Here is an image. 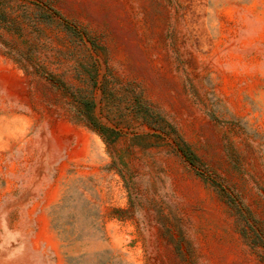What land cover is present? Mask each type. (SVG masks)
Returning <instances> with one entry per match:
<instances>
[{
  "label": "rangeland",
  "instance_id": "374dc122",
  "mask_svg": "<svg viewBox=\"0 0 264 264\" xmlns=\"http://www.w3.org/2000/svg\"><path fill=\"white\" fill-rule=\"evenodd\" d=\"M0 264H264V0H0Z\"/></svg>",
  "mask_w": 264,
  "mask_h": 264
}]
</instances>
